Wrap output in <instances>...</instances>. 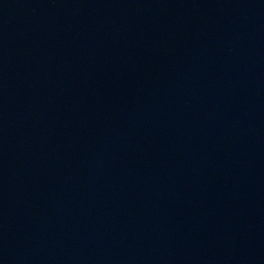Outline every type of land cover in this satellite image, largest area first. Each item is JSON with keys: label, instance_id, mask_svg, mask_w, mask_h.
<instances>
[{"label": "water", "instance_id": "water-1", "mask_svg": "<svg viewBox=\"0 0 264 264\" xmlns=\"http://www.w3.org/2000/svg\"><path fill=\"white\" fill-rule=\"evenodd\" d=\"M0 264H264V0H0Z\"/></svg>", "mask_w": 264, "mask_h": 264}]
</instances>
